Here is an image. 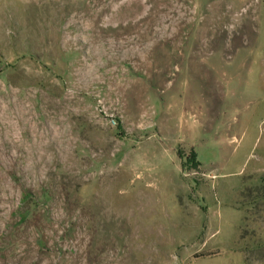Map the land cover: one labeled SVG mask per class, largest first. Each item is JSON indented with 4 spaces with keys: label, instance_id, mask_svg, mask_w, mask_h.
<instances>
[{
    "label": "rangeland",
    "instance_id": "1",
    "mask_svg": "<svg viewBox=\"0 0 264 264\" xmlns=\"http://www.w3.org/2000/svg\"><path fill=\"white\" fill-rule=\"evenodd\" d=\"M0 264H264V0H0Z\"/></svg>",
    "mask_w": 264,
    "mask_h": 264
}]
</instances>
